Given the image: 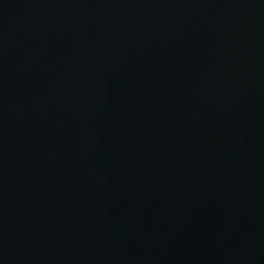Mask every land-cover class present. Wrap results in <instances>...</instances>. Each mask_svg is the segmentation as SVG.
I'll return each mask as SVG.
<instances>
[{
	"label": "water",
	"instance_id": "obj_1",
	"mask_svg": "<svg viewBox=\"0 0 264 264\" xmlns=\"http://www.w3.org/2000/svg\"><path fill=\"white\" fill-rule=\"evenodd\" d=\"M0 264H264V0H0Z\"/></svg>",
	"mask_w": 264,
	"mask_h": 264
}]
</instances>
